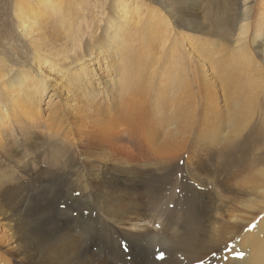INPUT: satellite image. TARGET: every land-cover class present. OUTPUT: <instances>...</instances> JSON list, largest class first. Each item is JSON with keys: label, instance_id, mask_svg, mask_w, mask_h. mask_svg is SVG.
Segmentation results:
<instances>
[{"label": "bare ground", "instance_id": "6f19581e", "mask_svg": "<svg viewBox=\"0 0 264 264\" xmlns=\"http://www.w3.org/2000/svg\"><path fill=\"white\" fill-rule=\"evenodd\" d=\"M143 1L15 0L27 42L12 65L0 59V264H88L78 255L101 264L91 247L100 232L129 241L158 235L145 208L168 185L165 202L183 187L188 194L184 239L171 235L183 264H264V191L244 200L264 190V153L235 185L221 182L226 154L250 143L263 77L247 43L264 42V0H238L231 49L191 27L185 3L168 10L158 1L153 11ZM54 26L72 38L68 49L37 42ZM120 142L144 144L141 161L111 149ZM41 162L50 171L22 184ZM178 169L186 181L174 186ZM51 216L60 225L48 233ZM116 254L121 264L137 262Z\"/></svg>", "mask_w": 264, "mask_h": 264}, {"label": "rangeland", "instance_id": "374dc122", "mask_svg": "<svg viewBox=\"0 0 264 264\" xmlns=\"http://www.w3.org/2000/svg\"><path fill=\"white\" fill-rule=\"evenodd\" d=\"M158 1H160L162 3V6L168 10H170L171 7L173 8L174 6H182V3H185L187 6V9L185 11V17L188 20L189 24L192 25L191 27H194L197 24V25H199L198 28L204 29L203 30L204 32H206V31L212 32V34H215V36L220 37L221 40L219 41V43L222 42L221 44H227L228 46H230L229 49H231L232 46L233 47L235 46V44H234L235 42H233V40L235 39V37L239 33L238 27H239L240 22H241L240 13L238 12L239 11V6H238L239 1L238 0H145V1H143V4L147 7H149L151 10L157 11L158 7L160 6L158 4ZM178 4H181V5H178ZM224 5H226V8ZM15 6H16L15 0H0V59H4V61H6V63H8L9 65H12L16 58L20 59V57H23L24 51L26 48V45L24 42H27L26 40L22 39L19 35L20 28H19V23L15 17V13H16ZM226 9H228V10H226ZM229 10H230V12H228L229 13V15H228L227 11H229ZM223 14H224V16H223ZM231 14H233V16ZM226 15H227V17H225ZM231 16H232V18H230ZM227 20H229V21H227ZM217 22H218V24H217ZM196 28H197V26H196ZM210 30H212V31H210ZM95 33H97V32H95ZM207 38L212 39L211 37H207ZM37 42H47V44H51V46L53 48H56V49H58V48L68 49L70 47V42H72V38H69L68 36L64 37V34H62V30L57 29L56 26H54V27L48 28V30L46 31L43 38H39ZM247 45L249 46L248 49H249L251 57L253 59L254 66L259 67L258 68L259 70L252 68V71H253V73L260 75L263 78L260 81L256 82V83H260V85L258 86L259 98H258V101L256 102V109H257L256 115L253 117V119H252L253 121H251V124L245 130V135L248 136L250 143L248 145L246 143H242L241 148L239 147L242 150H239V148L234 147L226 154L227 157L229 158V161L227 159H225V163H224L225 167L223 168L224 171L222 172L223 179L221 181L224 184L223 186H225V187H231V186L235 185L239 176L242 174V172L245 169H247L249 167V165H253L255 163L260 164L263 162L262 156L264 153V142L262 139L264 138V136H263L264 135V126H263L262 122H263V118H264V42H248ZM29 51H30V48H28V53H29ZM97 52H98V50L94 49V53H97ZM21 62H24V61H21ZM46 97L44 99L45 101L47 99ZM41 109L43 110L42 113L46 114L48 112L45 109V103L42 104ZM141 143L143 144V142H141ZM143 145H138L135 149H132L129 144H126L124 142H120L116 146H112L111 149L117 150L121 153H125L127 155V158L129 161H136L137 162V161H141V160L138 159L136 157V155L145 154V152H144L145 149L143 148ZM49 166H50L49 164H45V163L41 162L37 171H35V170L29 171V173H30V175H32V177H30L26 180H22L21 181L22 184H24L25 182H29L31 185L32 184L34 185V183L36 181H38V178L41 175H43L45 171H50ZM256 166H258V165H254V168ZM12 167H13V164L9 163L6 166H4V168L2 170L5 172H8V171H10V168H12ZM42 171H44V172H42ZM12 172H14V169L12 170ZM184 174H185L184 172H180V169L176 170V172L174 173V175L171 179L172 180L171 182L173 183L174 186L179 185V180H181V182H184L183 180L186 181V179H185L186 177L184 176ZM179 177H180V179H179ZM170 186H172V185H168L166 187L163 186V189L160 190V192H158V194H156V196L159 198V202L161 201L160 203L157 201L153 206L145 208L146 211L147 210L149 211V212L145 211L146 214L148 213L147 214L148 218H154L155 217L157 220L162 219L159 221L155 220L156 222L154 223L155 225L157 224V227H158L157 229L160 230L157 233L158 235L154 236L155 234H152V235H150V237L149 236L145 237V238L141 237V238H139L142 240V242H141V240H138V238L137 239L132 238L133 241L132 240L129 241L126 237L125 238L124 237L114 238V237H112V235H110L111 233H109V232H105V231L100 232L98 234L97 238L95 239V241L92 243L91 247H92L93 252H95L96 254H99L98 257H101L102 260L104 259L101 264H121V262H119L115 257L117 255L116 253H118L119 250H121L122 253H124V254L127 253L128 255L129 254L134 255V257L137 261L136 264H176V263L183 264L184 260L182 257V253L176 251L175 243L173 241L177 237L181 242L185 236L184 230H185L186 226H185L184 221L186 219V215H187V211H188L187 210L188 206L186 204L187 202H186L185 197L188 196V194L185 192V191H187L186 188L183 187L182 190H180V191L177 190V191L173 192V194L175 193L176 195H178V196H176L174 194V198L172 199L173 202L172 201L171 202H167V201L165 202L166 199L164 197H167L169 194V192L166 191V188H168ZM8 187L10 188L8 190V194L11 195L12 191H14L16 185H10ZM164 188H165V190H164ZM263 191L264 190L253 191V192L248 191V195H247V197H244V200L247 201L250 199H254L256 196L260 195ZM92 194H94L93 195L94 198L92 199L93 205H99L100 201H101L100 198L103 197V196H101L102 191L100 189L96 188ZM230 197L232 199H234V196H230ZM184 198H185V200H184ZM183 201H185V202L183 203ZM62 202H63V204H62ZM143 202H145V201H143ZM64 203H66V201L61 200L59 207H61L63 205L62 207L66 208V205ZM157 205H159L158 206L159 208H157ZM154 207H155V209H154ZM183 207H184V209H182ZM151 208L154 210L152 213L155 214L156 216L151 214V211H152ZM156 208H157V210H156ZM79 210H80L79 212H83L84 214H86V216H84V217L81 216L80 219L82 221H87V219H88L87 215L89 214V211H85V210L83 211V208H80ZM155 212L156 213L158 212V213L156 214ZM158 215L160 218L158 217ZM169 215H170V217H169ZM175 215H176V217H175ZM163 217L165 220L163 219ZM174 217H175V219L173 220ZM57 218L54 216L53 217L51 216L49 218V222H50L49 225L50 226L48 227L49 228L48 233H51L53 231V228L56 230L59 227L60 218L58 216H57ZM93 218H91V219L93 221H95L96 218H94V219ZM168 225H170V226H168ZM175 226H176V228L179 227L177 229V231H175V229H176ZM162 231H164V232H162ZM159 233H160V235H159ZM169 233H170V235H169ZM176 233L177 234L179 233V234L177 235ZM102 235H104V236H102ZM171 235L175 238H173ZM174 235H177V236H174ZM75 236H77V235H75ZM164 237H167V238L164 239ZM109 238H110V240H109ZM139 242H141V243H139ZM107 252H109V253H107ZM161 252L164 253L163 259L159 258V254ZM103 255L105 258L103 257ZM176 256H178V258H176ZM78 257H79L81 263H85V261H86V262H88V264H91V263L92 264H100V262H101L100 261L98 263V259H96L92 255H91V257H89V256L84 257L82 255H78ZM172 258H173V260H172ZM15 264H21V263L16 262Z\"/></svg>", "mask_w": 264, "mask_h": 264}, {"label": "snow or ice", "instance_id": "6c2138e0", "mask_svg": "<svg viewBox=\"0 0 264 264\" xmlns=\"http://www.w3.org/2000/svg\"><path fill=\"white\" fill-rule=\"evenodd\" d=\"M159 258H161V259L164 258V253H163V252H161V253L159 254Z\"/></svg>", "mask_w": 264, "mask_h": 264}]
</instances>
